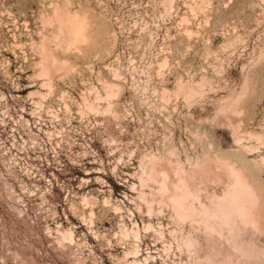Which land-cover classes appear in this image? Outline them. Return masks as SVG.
Wrapping results in <instances>:
<instances>
[{
    "label": "rangeland",
    "instance_id": "obj_1",
    "mask_svg": "<svg viewBox=\"0 0 264 264\" xmlns=\"http://www.w3.org/2000/svg\"><path fill=\"white\" fill-rule=\"evenodd\" d=\"M0 264H264V0H0Z\"/></svg>",
    "mask_w": 264,
    "mask_h": 264
},
{
    "label": "bare ground",
    "instance_id": "obj_2",
    "mask_svg": "<svg viewBox=\"0 0 264 264\" xmlns=\"http://www.w3.org/2000/svg\"><path fill=\"white\" fill-rule=\"evenodd\" d=\"M57 12L55 14V17L57 18V20L61 21L60 22L61 25L58 27L57 33L54 34L53 40L60 42L63 39L64 40L67 39V40H65L66 42L68 40L69 41L72 40L73 43L83 42L82 45H85V42L87 41V38L85 37V33L87 31H85V30L89 28V23L86 21L85 16H82L79 14L68 15L67 10H66L67 14H64V15H59ZM65 41H63V42H65ZM53 42H55V41H53ZM42 45H44V42ZM55 62H54V64H55ZM45 63H47L46 60H45ZM60 66L61 65H57V67H59V68H60ZM44 71H46V70L44 69ZM244 92H245V89H244ZM242 97H243V95H242ZM216 160H219V159L217 158ZM225 162L230 163L231 161L226 160ZM236 169H237V167H236ZM182 178L184 179V176H182ZM241 183H242L241 185L243 186L241 188V191H240V193L242 194V198H241V202L243 204L242 207H243V211L245 212L244 214H246L249 217V215L252 214L254 207L257 206L256 202L259 198V194L255 193V192L253 193L252 191H247L246 187H245L247 185L245 184V182L242 180ZM182 207H184V209H186V210L191 208V206L186 204V203Z\"/></svg>",
    "mask_w": 264,
    "mask_h": 264
}]
</instances>
